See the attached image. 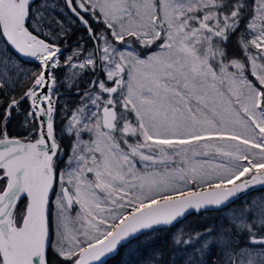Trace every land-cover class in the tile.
Listing matches in <instances>:
<instances>
[{
    "label": "snow or ice",
    "instance_id": "1",
    "mask_svg": "<svg viewBox=\"0 0 264 264\" xmlns=\"http://www.w3.org/2000/svg\"><path fill=\"white\" fill-rule=\"evenodd\" d=\"M0 69V264H264V0H0Z\"/></svg>",
    "mask_w": 264,
    "mask_h": 264
},
{
    "label": "trees",
    "instance_id": "2",
    "mask_svg": "<svg viewBox=\"0 0 264 264\" xmlns=\"http://www.w3.org/2000/svg\"><path fill=\"white\" fill-rule=\"evenodd\" d=\"M77 36L79 35H83V30L81 29L80 31H77L76 33ZM75 39V37H74ZM8 129L9 131L15 135L17 134L18 132H20V129L18 127V122L16 120H13L11 122V124H9L8 126ZM188 222L192 225V226H195V227H199L200 224H199V218L196 217V216H190L188 218ZM158 243H162V241H158ZM123 257H124V253L122 252L120 255L114 257V258H110L108 260V264H122L123 262Z\"/></svg>",
    "mask_w": 264,
    "mask_h": 264
},
{
    "label": "rangeland",
    "instance_id": "3",
    "mask_svg": "<svg viewBox=\"0 0 264 264\" xmlns=\"http://www.w3.org/2000/svg\"><path fill=\"white\" fill-rule=\"evenodd\" d=\"M25 67L32 68V67H34V63L25 62ZM0 71H2V69H0ZM209 215H215V213H210ZM123 253H124L123 262L128 261L129 257H128L127 253L126 252H123Z\"/></svg>",
    "mask_w": 264,
    "mask_h": 264
},
{
    "label": "water",
    "instance_id": "4",
    "mask_svg": "<svg viewBox=\"0 0 264 264\" xmlns=\"http://www.w3.org/2000/svg\"><path fill=\"white\" fill-rule=\"evenodd\" d=\"M24 62H28V58H21Z\"/></svg>",
    "mask_w": 264,
    "mask_h": 264
}]
</instances>
